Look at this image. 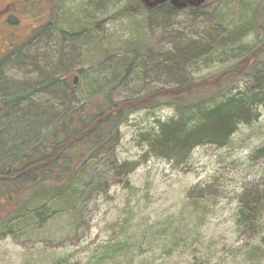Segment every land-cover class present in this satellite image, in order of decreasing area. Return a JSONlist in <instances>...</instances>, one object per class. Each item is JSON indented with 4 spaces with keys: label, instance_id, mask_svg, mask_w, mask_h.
<instances>
[{
    "label": "rangeland",
    "instance_id": "1",
    "mask_svg": "<svg viewBox=\"0 0 264 264\" xmlns=\"http://www.w3.org/2000/svg\"><path fill=\"white\" fill-rule=\"evenodd\" d=\"M5 1L17 30L8 59L0 58V135L21 129L18 117L32 104L43 122L31 143L45 137L51 144L58 116L87 100L76 89L61 99L62 84L43 88L47 78L72 83L82 69L81 90L99 67L102 91L115 101L208 80L212 88L192 98L212 100L247 88L248 75L215 85L246 52L264 48V0H204L170 15L136 0H111L101 11L94 8L99 0ZM118 52L136 53L130 69L113 68L110 56ZM255 109L257 118L239 124L225 145H199L180 165L146 154L143 141L174 116L173 107L131 113L87 153L77 195L42 201L51 210L44 223L28 209L0 221V264H264V211L245 223L239 214L264 198V151L257 152L264 148V102ZM123 161L138 166L115 176Z\"/></svg>",
    "mask_w": 264,
    "mask_h": 264
},
{
    "label": "trees",
    "instance_id": "2",
    "mask_svg": "<svg viewBox=\"0 0 264 264\" xmlns=\"http://www.w3.org/2000/svg\"><path fill=\"white\" fill-rule=\"evenodd\" d=\"M32 1L30 0L31 4ZM136 1L137 5L144 7L140 0ZM110 3L111 0H99L94 8L101 11ZM160 8L165 10L163 15H170L171 11L175 10L171 6L163 5L146 9ZM49 26L43 28L49 29ZM91 37L89 36L90 42L96 43ZM262 50L263 47H257L246 52L234 68L222 73L221 80L215 86L230 78L227 76L234 74L248 75L253 78L252 83L247 88L224 93L222 97L212 100L192 98V95L201 90L212 88L208 80L154 89L143 95L115 101L102 91L105 78L100 76L99 67L88 76L89 81L85 89L81 90L78 82L73 85L66 79L61 82L59 79L47 78L43 88L53 87L55 82L62 84L58 90L61 99L76 89L87 95V100L82 105L71 104L65 114L58 116L53 131H48V134L52 135L51 144L44 142L45 137L31 143L43 122L37 107H30L32 104H29L28 112H21L18 117L22 124L21 129H17L16 125L7 133L6 130L5 134L0 135V164L15 157V162L0 165V221L28 209V214L31 212L33 214L31 218H37L39 223H44L51 210L42 201L58 198L62 200L77 195V192H74V185L85 166L82 162L87 153L110 139L135 111L156 109L165 102L169 103L175 112L169 120L158 122L155 132L145 134L143 141L148 155L180 165L186 162L192 150L199 145H225L239 124H249L257 118L255 107L264 102V62L258 60ZM118 53L120 54L110 56L117 58L111 64L113 68L127 65L130 69L131 59L136 58V53L131 58L130 52ZM173 67L175 65L168 71L170 72ZM79 74L81 76L82 69L78 70L77 75ZM5 89L14 90L15 87ZM37 91L39 92V89ZM19 96L16 99L24 98L23 95ZM31 109L35 110L34 114H30ZM24 147L28 148L22 150ZM263 151L264 148H260L257 152L260 154ZM137 166L136 161H123L115 164L113 171L115 176L123 177ZM35 190L37 192H33ZM25 198L27 199L24 201ZM250 205L252 206L247 209H239L243 223L251 222L250 220L261 215L264 211V198L254 200ZM4 207L7 210H4Z\"/></svg>",
    "mask_w": 264,
    "mask_h": 264
},
{
    "label": "flooded vegetation",
    "instance_id": "3",
    "mask_svg": "<svg viewBox=\"0 0 264 264\" xmlns=\"http://www.w3.org/2000/svg\"><path fill=\"white\" fill-rule=\"evenodd\" d=\"M162 5L173 7L170 0H166L164 3L157 5L156 8ZM185 8L193 9L195 7L194 5L187 4ZM177 9L175 8V10ZM10 17L9 4L5 0H0V58L3 60L8 59L7 56L10 54L11 50L10 38L12 34H15L12 31H15V29L17 30V28L12 27Z\"/></svg>",
    "mask_w": 264,
    "mask_h": 264
},
{
    "label": "water",
    "instance_id": "4",
    "mask_svg": "<svg viewBox=\"0 0 264 264\" xmlns=\"http://www.w3.org/2000/svg\"><path fill=\"white\" fill-rule=\"evenodd\" d=\"M166 0H141V2L149 8L155 7L158 4L163 3ZM172 5L176 8H182L187 6V4L190 5H195V6H199L204 0H194V1H190V0H170ZM72 84L76 85L78 82V76L77 75H73L72 76Z\"/></svg>",
    "mask_w": 264,
    "mask_h": 264
}]
</instances>
